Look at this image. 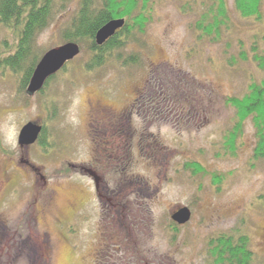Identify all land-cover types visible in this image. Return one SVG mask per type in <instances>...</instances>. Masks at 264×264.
Segmentation results:
<instances>
[{"label": "rangeland", "instance_id": "rangeland-1", "mask_svg": "<svg viewBox=\"0 0 264 264\" xmlns=\"http://www.w3.org/2000/svg\"><path fill=\"white\" fill-rule=\"evenodd\" d=\"M207 1L151 0L144 34L121 50L137 64L110 59L85 72L90 52L80 43L32 96L22 73L0 69V264H213L208 242L234 231L248 236L254 264L264 261V160L253 158L252 119L233 152L223 140L236 122L227 99L264 77L252 61V48L264 51V0L259 20L225 0L230 22L219 41L194 28ZM79 2L40 33V57L64 45ZM15 43L0 25V55ZM104 108H131L120 133L92 129ZM29 123L40 134L21 146ZM180 208L190 211L184 225L171 219Z\"/></svg>", "mask_w": 264, "mask_h": 264}, {"label": "trees", "instance_id": "trees-1", "mask_svg": "<svg viewBox=\"0 0 264 264\" xmlns=\"http://www.w3.org/2000/svg\"><path fill=\"white\" fill-rule=\"evenodd\" d=\"M69 1L0 0V25L16 35L13 51L6 56L0 55V69H8L13 74L22 73L21 90H26L41 58L42 53L35 48L40 33L50 25L58 11L66 9ZM260 3L261 0H234V9L243 18L253 17L259 20ZM151 11V0H80L76 13L63 29L62 41L64 44L87 45L90 57L83 69L88 73L104 67L110 59L121 66L137 64V54L124 58L121 50L137 36L144 34ZM119 19L124 20L123 27L102 45H97L96 33L108 22ZM229 22L225 0H208L194 28L201 36L219 41L221 31ZM252 52V61L264 74V51L259 52L252 48ZM55 77L52 76L46 81L41 92ZM227 103L236 111V122L224 135L225 148L230 152L236 149L235 143L241 134L243 123L251 118L257 138L253 158L264 160V77L259 83L251 82L247 94L242 98H229ZM40 144L46 146L45 143ZM193 166L201 169L196 164ZM207 252L213 264H254L250 240L239 231L213 237L208 242Z\"/></svg>", "mask_w": 264, "mask_h": 264}, {"label": "water", "instance_id": "water-1", "mask_svg": "<svg viewBox=\"0 0 264 264\" xmlns=\"http://www.w3.org/2000/svg\"><path fill=\"white\" fill-rule=\"evenodd\" d=\"M124 25V20H112L104 25L95 35L97 45H102L116 31L121 29ZM80 53L79 46L76 44H64L60 47L53 48L46 52L36 65L29 83L26 88V94L34 95L41 91L46 81L55 76L61 71L68 62L72 61ZM41 128L32 123L24 126L20 132L19 144L21 146H28L37 140ZM171 219L178 225L186 224L190 219V211L187 208L178 209L171 217Z\"/></svg>", "mask_w": 264, "mask_h": 264}, {"label": "flooded vegetation", "instance_id": "flooded-vegetation-1", "mask_svg": "<svg viewBox=\"0 0 264 264\" xmlns=\"http://www.w3.org/2000/svg\"><path fill=\"white\" fill-rule=\"evenodd\" d=\"M140 94V93H139ZM139 94L137 97H139ZM141 95H143L141 93ZM140 95V96H141ZM139 100V99H138ZM139 102V101H138ZM133 105V104H132ZM134 106V105H133ZM131 106V108L133 107ZM131 108L129 109H126L124 112H122L120 115H110V116H107V110L103 109V111H105V114H102V110L100 112H98V114L96 116H94L92 118V125L94 124V126L91 125L92 129L94 128V130H98L99 127L98 126H101V130H102V135H104V137H109L111 134H118V132L120 131L122 125H123V122H124V119H125V116L127 115V112H129V110H131ZM109 127L106 129L105 127L108 126ZM97 126V127H96ZM121 132V131H120ZM119 132V133H120ZM111 133V134H110ZM113 139V138H112ZM99 142V141H98ZM102 144H106L105 142H101ZM89 171V170H88ZM92 172V171H90ZM91 174H94V172H92ZM96 186V185H95ZM96 188L98 189V192L100 191V189L103 191V193L105 192L106 193V190H105V187H103L102 185H97ZM105 195V194H104ZM112 198L114 197H110L108 196L106 198L107 201H112Z\"/></svg>", "mask_w": 264, "mask_h": 264}]
</instances>
